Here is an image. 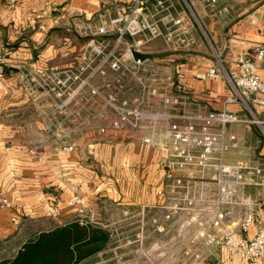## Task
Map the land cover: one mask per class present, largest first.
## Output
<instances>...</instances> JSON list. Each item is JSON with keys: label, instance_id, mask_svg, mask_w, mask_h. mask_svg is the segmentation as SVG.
<instances>
[{"label": "built area", "instance_id": "1", "mask_svg": "<svg viewBox=\"0 0 264 264\" xmlns=\"http://www.w3.org/2000/svg\"><path fill=\"white\" fill-rule=\"evenodd\" d=\"M210 10L218 16L229 14L232 3L127 0L115 15L99 14L98 23L81 27L86 40L72 65L19 69L35 116L28 126L30 156L44 160L47 147L76 151L89 133H125L162 154L157 199L123 211L121 264H224L264 253V224L248 235L258 201L243 191L254 185L264 193V164L257 158L227 160L239 145L237 134L228 130L230 124H255L264 140V118L255 109L264 107V75L245 54L233 58V67L226 65L206 23ZM197 34L213 60L197 77L224 80L230 90L223 108L208 113L190 111L188 96L175 92L180 65L172 54L196 47ZM156 40H162L167 55L135 58L134 52L154 53L149 46ZM11 53L10 48L0 50V78ZM263 57L264 48L257 47V58ZM232 105L242 113L231 111ZM69 203L78 207L80 223L99 224L82 218L80 196ZM12 207L0 193V209ZM49 210L57 215L55 207ZM110 231L113 237L114 229ZM128 252L135 257H125Z\"/></svg>", "mask_w": 264, "mask_h": 264}, {"label": "crops", "instance_id": "2", "mask_svg": "<svg viewBox=\"0 0 264 264\" xmlns=\"http://www.w3.org/2000/svg\"><path fill=\"white\" fill-rule=\"evenodd\" d=\"M230 2L229 14L206 12L213 41L222 48L228 67H233L236 55L245 54L264 75V57L257 58V47L264 48V0ZM126 3L127 0L0 1V50L12 51L5 75L0 78V193L13 204L12 209H0V235L27 237L42 227L77 219L78 207L69 203L75 195L83 200L87 220L108 226L122 222L124 209L135 210L139 204L157 199L156 189L163 181V156L156 148L132 140L125 133H89L76 151L66 153L47 147L44 160L26 152L28 126L35 116L18 77L19 69L72 65L86 40L79 32L81 24L98 23L99 14L104 18L115 15ZM196 39V47L172 54L180 62L175 92L188 96L190 111L221 110L229 87L224 80L204 81L197 77L213 60L200 35ZM150 48L156 54L166 53L162 40L154 41ZM229 109L241 112L238 105ZM255 109L264 118V107ZM228 130L237 134L239 144L227 155L229 162L257 158L264 164V140L255 124H230ZM260 190L254 185L243 188L246 195L258 201L253 207L255 220L249 237L264 224V193ZM51 207L56 208V216L50 213ZM224 264H264V253L247 262L233 258Z\"/></svg>", "mask_w": 264, "mask_h": 264}, {"label": "trees", "instance_id": "3", "mask_svg": "<svg viewBox=\"0 0 264 264\" xmlns=\"http://www.w3.org/2000/svg\"><path fill=\"white\" fill-rule=\"evenodd\" d=\"M111 242V231L100 224L78 219L55 224L28 237L0 264H81Z\"/></svg>", "mask_w": 264, "mask_h": 264}, {"label": "rangeland", "instance_id": "4", "mask_svg": "<svg viewBox=\"0 0 264 264\" xmlns=\"http://www.w3.org/2000/svg\"><path fill=\"white\" fill-rule=\"evenodd\" d=\"M83 25H87V22L85 24H81V26L79 27V32ZM153 43L154 42L150 43L149 47H151ZM175 61L176 63H180L178 59H175ZM80 218L81 217L78 216L77 219H80ZM82 218L87 219L85 215ZM63 223H66V222H63ZM49 227L50 226H46V228H49ZM41 229H45V227H42ZM109 229L110 230L114 229V232H115L114 236L111 237V242L109 243V245L105 248V250L101 251L99 254L95 255L94 257L90 258L87 261H84L81 264H121L122 263L123 258L121 257L122 256L121 252L123 253L124 249L120 247V223L110 225ZM28 237L29 236L26 237L23 234L21 236H17L15 234L11 237H5L3 235H0V257H10L14 255L16 248L23 241L28 239ZM124 256L125 257H135V253L128 252Z\"/></svg>", "mask_w": 264, "mask_h": 264}, {"label": "water", "instance_id": "5", "mask_svg": "<svg viewBox=\"0 0 264 264\" xmlns=\"http://www.w3.org/2000/svg\"><path fill=\"white\" fill-rule=\"evenodd\" d=\"M165 55H167V53H161V54H156V53H152V54H142V53L134 52L135 58H141V59H146V58H161V57H163Z\"/></svg>", "mask_w": 264, "mask_h": 264}]
</instances>
